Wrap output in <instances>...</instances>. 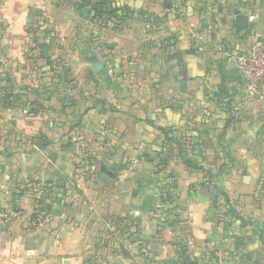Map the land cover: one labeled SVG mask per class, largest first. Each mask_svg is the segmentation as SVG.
Wrapping results in <instances>:
<instances>
[{
    "label": "crops",
    "instance_id": "1",
    "mask_svg": "<svg viewBox=\"0 0 264 264\" xmlns=\"http://www.w3.org/2000/svg\"><path fill=\"white\" fill-rule=\"evenodd\" d=\"M128 1L135 12L115 28L89 6L0 0V86L12 95L0 106V207L17 183L70 185L43 210L33 187L19 198L0 228V264H264V84L248 95L234 61L264 15L240 30L252 0ZM42 24L66 41L81 30L112 65L95 74L73 62L76 81L58 92L30 53L57 57L52 37L35 43ZM163 128L179 140L174 177L132 168L142 146L155 159ZM120 218L139 220L135 239Z\"/></svg>",
    "mask_w": 264,
    "mask_h": 264
},
{
    "label": "rangeland",
    "instance_id": "2",
    "mask_svg": "<svg viewBox=\"0 0 264 264\" xmlns=\"http://www.w3.org/2000/svg\"><path fill=\"white\" fill-rule=\"evenodd\" d=\"M56 1L58 2V4H67V5L70 4V5H74V6H77V4L81 3L80 0H56ZM109 1L110 2H107L104 5H102V3H100V2H102L101 0H92L91 1L92 4H90L88 6L90 8H92V10L94 11V14H96L95 17L99 18L100 21H102L103 23H106V25L110 23V26L115 27V28H119V26L122 24L121 23L122 19L127 17V14L129 12H131V11L135 12V11H133L134 10L132 8L133 6H131V9H129L130 11H128L127 9L124 8V4H125L124 2H129L128 0H109ZM178 1L180 4L181 0H178ZM251 3L253 5L251 9H254L253 10L254 12H252L254 16L258 17V15H257L258 13L264 15V0H261V2H259V3L257 2V0H252ZM142 10L139 7V9L136 10L137 11L136 13L138 15H142L143 14ZM110 11H112L111 14H110ZM251 28H254V26H251ZM263 33H264V31H263ZM52 38L55 39V41H56V42H54L55 44L53 46V48H55V50L57 51V57H55V62L59 65V67H60V65L68 67L71 74L73 73V62H79V63H85L86 62L87 63V60H86L87 55H88V53L92 52V49H94V48H92V47H94V44L93 45H87L89 43L88 40L83 41V43H82L81 38H85V35L83 34V32L81 30L76 31V33L74 34V37H73L74 39L71 41H66L65 39L62 38L61 35L59 36L57 34L52 35ZM171 39L172 38H170V41H171ZM77 40L78 41L81 40V42H78ZM105 45H106V47H105L106 49L113 50V47H114L113 44L106 43ZM86 50H88V51H86ZM77 55H79L80 59H78L76 61L74 59V56H77ZM52 60H54V59H52ZM112 61H113L112 58L109 57L107 64H108V62H111V65H112ZM75 66L74 67L76 69V68H78L79 64H76ZM111 68H112V66H111ZM90 69L92 70L91 66H90ZM106 75L114 77L115 76L114 75V69L112 68L111 70H109V73H107ZM72 78L76 79L75 77H73V75H72ZM1 96H2V90L0 88V97ZM1 105H2V101H0V106ZM172 138H174V137H172ZM144 148H145V146L144 147L142 146L141 149H138V153L139 152L145 153L146 162L142 165L144 167H147V171L152 170V172H155V174L164 173V174H168V175H171L172 177H174L176 170H175V168L172 167V164H170V161L169 162L166 161L167 159H172L176 156V152L174 149L167 151L168 154L167 153L165 154V151H163L162 148L155 150L156 151L155 152L156 155L154 156L155 159H152V155L150 153H147V151ZM87 150H88L87 146L85 148L82 147V151L83 152L85 151V153L82 154L83 158L89 157V150L88 151ZM151 160H155L156 163L160 162V164H162V161L164 160V162H163L164 166L160 165V164H154V161H151ZM145 164H147V165H145ZM148 164H151V165L149 166ZM156 169L157 170L161 169V171L163 170V172L159 171V173H158L156 171ZM164 169H166V170H164ZM35 185H37V184H35V182L33 181L31 186L33 187L32 190H34V191H35ZM16 188H17V184L11 186L9 188L10 189L9 192H11V191L15 192ZM23 188H25V187H23ZM32 194H33L34 200L36 201L37 198H36V195H34L35 193L33 192ZM9 201H10L9 206L0 207V212L2 214V216L0 217V228H5L10 223V221H12V219H13L14 206H15V204H18V203L15 202V198L13 197V195L10 197ZM16 212H18V209H16ZM103 243H105L104 240L102 242V245H103ZM105 246H106V244H105Z\"/></svg>",
    "mask_w": 264,
    "mask_h": 264
},
{
    "label": "trees",
    "instance_id": "3",
    "mask_svg": "<svg viewBox=\"0 0 264 264\" xmlns=\"http://www.w3.org/2000/svg\"><path fill=\"white\" fill-rule=\"evenodd\" d=\"M81 3L77 4V7L79 9L88 6L90 4H92V0H80ZM102 5H104L107 2H110L109 0H101ZM114 5V4H113ZM121 8V7H120ZM124 8L127 9L128 11H130L129 9H131V7L129 6V3H125L124 4ZM112 13V11H110V14ZM36 30H40L41 34L43 36L40 37H36L35 38V43L36 45H40L41 42L43 40H45V38H49L52 37L53 32L48 29V28H43V24L38 26V28H36ZM35 31V30H34ZM32 31H30V33H32ZM34 33V32H33ZM41 39V40H40ZM88 51V50H86ZM30 53H31V57L35 60V61H42L44 62V64L47 66L46 70H43L42 73H44V76H49L52 80L54 78H57V90L59 92V86L63 83H68L69 85H73L74 82L76 81V79L72 78V74L69 70L68 67L63 66V65H59L55 62V60H52L50 56H44L42 54H37V52H35V47H32L30 49ZM89 54V53H88ZM4 79H8V77H5V74L1 77V80L3 81ZM55 83V82H53ZM264 84V83H263ZM56 85V84H55ZM0 88L2 89V86H0ZM6 88V87H5ZM12 97V95H9L7 91L3 92L2 96L0 97V101H2V103H11L10 98ZM36 104H38L39 106L36 107ZM42 108V105H40L38 102H31L29 109L31 111V113H38V111ZM162 134L164 135V142H163V146L162 149L163 151H165V154L170 151L171 149L176 150V148H178L179 145V140L178 138H176V136L174 135V130L171 128H163L161 129ZM174 137V138H172ZM26 140H28L29 138H25ZM174 143L176 144V147L173 146ZM163 154V153H162ZM164 155V154H163ZM91 157H89L90 160ZM154 161V164H160V162H157L155 160H151ZM162 161V160H161ZM166 161H170V159H167ZM164 160L162 161L163 165ZM162 166V167H163ZM191 167H195L192 164H190ZM166 168V167H165ZM166 170V169H164ZM156 171L159 173L163 172V170H157ZM33 183V181L27 180L24 181L22 183H17V188L15 189V192L12 191V195L15 198V202H18L19 198L29 189L32 188L31 184ZM25 187V188H23ZM70 187L68 181L63 180V181H50L47 182L45 184H43V191H44V195L40 198V199H36V202L39 203V205H42L43 207H41V210L44 209L45 206H48V200L53 199L55 200L57 197H59V194H64V192L66 190H68ZM226 198L228 199V197L226 196ZM163 200H170V196H166ZM215 203H217V200L215 199ZM18 208V204H15L14 206V212H16V209ZM118 221L122 222V224L124 226H119V230H121V232H123L124 234L127 235L128 238H130L131 236L134 237V239L136 238L135 235L138 232L139 229V220L138 219H131L129 220L128 218H120ZM133 228H135V230H132ZM183 251V248H181ZM143 250V249H141ZM143 254H146V251H142ZM87 264H103V263H99L97 260H89L87 261Z\"/></svg>",
    "mask_w": 264,
    "mask_h": 264
},
{
    "label": "built area",
    "instance_id": "4",
    "mask_svg": "<svg viewBox=\"0 0 264 264\" xmlns=\"http://www.w3.org/2000/svg\"><path fill=\"white\" fill-rule=\"evenodd\" d=\"M254 21H256V16L251 15L249 17V22L254 23ZM234 61L245 82L246 93L248 95L258 94L264 83V33H256L248 48L234 55ZM139 149H141V147ZM145 161V153L139 152L132 158L131 166L132 168H137ZM35 195L37 199H40L44 195L43 185L35 186ZM163 207V203L157 205L147 213L148 216L156 218ZM1 216L2 214L0 212V217ZM134 216L140 218L142 212L136 210ZM28 252L34 253L33 250H29Z\"/></svg>",
    "mask_w": 264,
    "mask_h": 264
},
{
    "label": "water",
    "instance_id": "5",
    "mask_svg": "<svg viewBox=\"0 0 264 264\" xmlns=\"http://www.w3.org/2000/svg\"><path fill=\"white\" fill-rule=\"evenodd\" d=\"M28 22H32V13L29 16ZM236 26L240 30H247L249 28V16L247 14H237L235 17ZM95 74H101L105 71L107 62L99 58L95 53L90 52L86 58Z\"/></svg>",
    "mask_w": 264,
    "mask_h": 264
}]
</instances>
